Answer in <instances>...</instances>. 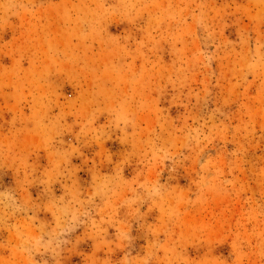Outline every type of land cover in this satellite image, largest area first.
Instances as JSON below:
<instances>
[{"label": "rangeland", "instance_id": "rangeland-1", "mask_svg": "<svg viewBox=\"0 0 264 264\" xmlns=\"http://www.w3.org/2000/svg\"><path fill=\"white\" fill-rule=\"evenodd\" d=\"M0 264H264V0H0Z\"/></svg>", "mask_w": 264, "mask_h": 264}]
</instances>
